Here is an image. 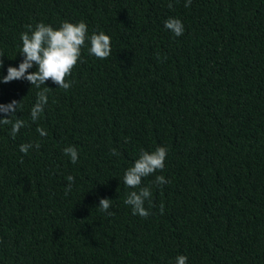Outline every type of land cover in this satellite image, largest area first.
<instances>
[{"label":"trees","instance_id":"obj_1","mask_svg":"<svg viewBox=\"0 0 264 264\" xmlns=\"http://www.w3.org/2000/svg\"><path fill=\"white\" fill-rule=\"evenodd\" d=\"M184 3L0 0V77L23 59L26 24L83 20L112 48L102 60L86 44L69 90L48 80L36 122L40 89L0 81V104L19 101L25 121L14 139L0 124V264H173L179 254L187 264H264V0ZM169 17L182 36L165 29ZM157 145L168 154L143 181L145 219L124 204L123 174ZM155 175L170 182L157 186ZM105 197L114 215L100 210Z\"/></svg>","mask_w":264,"mask_h":264},{"label":"clouds","instance_id":"obj_2","mask_svg":"<svg viewBox=\"0 0 264 264\" xmlns=\"http://www.w3.org/2000/svg\"><path fill=\"white\" fill-rule=\"evenodd\" d=\"M191 3L192 0H185L184 7H190ZM167 6L172 8L173 4L170 2ZM24 27L26 31L20 34L22 46L19 51L23 59L18 66H9L7 74L0 77V81L9 83L13 80L26 79L31 85L40 89L30 109L31 120L36 122L48 103L47 93L51 88L45 86L46 82L51 80L57 87L65 91L69 90L72 81L67 78L80 61L82 49L87 44L89 55L97 59H107L112 55L111 37L103 31H94L89 34L88 26L83 20L76 23L62 21L55 28L44 22H38L35 26L26 24ZM164 27L177 37L182 36L185 31L183 22L176 17L167 18L164 21ZM0 56H3V53H0ZM34 64L36 70L28 71ZM0 67H2V61H0ZM19 107V101L16 100L8 104H0V113L4 114L0 116V124L10 125V136L13 139L25 126V121L15 115ZM37 132L41 136L47 134L41 127H37ZM32 147L31 142L22 143L19 150L27 155ZM35 147L39 148L40 145L37 143ZM63 152L70 157L71 163L78 162L79 153L75 146L69 145L63 149ZM111 154L117 155V150L112 149ZM167 154V146L162 145H157L151 151L141 149L138 158L124 171L123 183L131 189L126 195L124 204L130 206L133 215L146 219L151 214L145 207V202L151 201L152 189L151 186H143V181L146 177L164 170ZM74 180L75 178L71 175L67 177L66 194L72 190ZM169 182L163 175H155L153 181L157 186ZM98 206L107 215H114L111 211L112 199L100 198ZM159 211L163 214V204L160 205ZM187 259V256L179 254L173 264H187Z\"/></svg>","mask_w":264,"mask_h":264}]
</instances>
